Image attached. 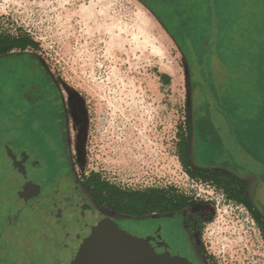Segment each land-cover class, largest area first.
<instances>
[{
  "label": "rangeland",
  "instance_id": "1",
  "mask_svg": "<svg viewBox=\"0 0 264 264\" xmlns=\"http://www.w3.org/2000/svg\"><path fill=\"white\" fill-rule=\"evenodd\" d=\"M196 1L166 6L165 0H0V31L28 33L39 43L31 60L64 100V138L79 181L98 174L128 192L173 189L190 201V232L201 258L210 264H264V198L247 196L261 215L259 226L245 205L192 178L178 151L184 135L192 151L188 162L199 167L204 114L218 130L217 145L209 146L203 162L241 175L257 171L246 154L250 144L264 154V0H202L200 11H193L201 26L184 25L179 16ZM210 10L215 26L205 22ZM213 57L215 69L209 66ZM3 65L0 188L28 202L39 197L41 186L25 181L20 151L44 160L55 154L36 132L41 129L30 125L15 90L20 83L30 90L38 80ZM161 74L171 82L164 83ZM239 129H249L242 133L250 135L248 141L237 142ZM68 239L73 248L74 238Z\"/></svg>",
  "mask_w": 264,
  "mask_h": 264
},
{
  "label": "flooded vegetation",
  "instance_id": "2",
  "mask_svg": "<svg viewBox=\"0 0 264 264\" xmlns=\"http://www.w3.org/2000/svg\"><path fill=\"white\" fill-rule=\"evenodd\" d=\"M33 71L38 72L33 78L39 84L32 83L28 90L26 83H20L15 90L26 103L23 111L32 119L30 125L41 129L36 132L41 135L45 148L55 155L44 160L33 157L30 152L19 153L18 161L27 170L25 181L41 186L38 198L26 202L19 197L21 193H12L8 187L0 188V264H77L81 250L88 256L92 254L89 249L102 229L98 213L118 225L123 223L119 226L135 239L151 238V245L158 254L185 258L194 264H210L200 257L194 245L189 205L179 210L134 217L111 210L86 189L85 180L79 181L76 177L64 138L67 129L64 100L36 65ZM35 91L40 95L36 102ZM250 145V167H257V171L249 173L256 182L248 183L247 202L251 192L255 197L264 198V154L260 157ZM9 183L3 186H9ZM251 205L256 210L255 204ZM122 215L131 219H122ZM69 237L74 238L73 248L68 246ZM65 246L69 249L65 250Z\"/></svg>",
  "mask_w": 264,
  "mask_h": 264
},
{
  "label": "trees",
  "instance_id": "3",
  "mask_svg": "<svg viewBox=\"0 0 264 264\" xmlns=\"http://www.w3.org/2000/svg\"><path fill=\"white\" fill-rule=\"evenodd\" d=\"M174 2H176V0H165V3L163 2V4L170 6L173 5ZM183 2H185V0H183ZM201 2L202 0H197L194 7L183 8V12L181 13L182 15L179 17L184 19V25H187V22L197 25L199 22L198 27L201 26L198 18L193 15V11H200V5H202ZM150 10L155 12L152 8H150ZM157 16L159 17L158 14ZM205 22L207 25L209 22L210 25L215 26L213 23L212 10L207 13ZM169 33L171 34L170 31ZM201 46V50L204 51L203 47L205 46ZM39 49V43L28 33L19 32L17 34H11L0 31V62L4 65L5 63L8 64V72L10 73L19 72L21 75L27 73L30 75V82H32V78L38 74V72L35 74L33 71L35 63L31 60V58L33 57V53ZM39 71L41 72V70ZM27 74L24 75L27 76ZM160 78L166 84L171 82V77L168 74H161ZM16 85L20 86L19 84ZM178 151L179 159L182 165L192 178H197L200 181L203 179L213 180L218 188L225 191L228 200H233L236 203L245 205L252 212V216L256 223L259 226H262L261 215L257 210H253L252 205L245 199L246 186L241 183V180L238 179L239 181H237V178L235 177H232L233 179L230 180L228 179V176L223 174V172H219V176L214 178H206L207 174H204L199 168H195L193 170L192 167H190L191 164L188 162L191 154L190 142L184 135H181V139L178 144ZM85 187L86 189L92 191L99 198L100 202L110 207L111 210L119 214H130L134 217L151 214L157 211L164 212L167 210H179L186 207L190 202L187 197L179 195L173 189H171V191L151 189L149 191L128 192L106 182L98 174L89 176L85 181Z\"/></svg>",
  "mask_w": 264,
  "mask_h": 264
},
{
  "label": "water",
  "instance_id": "4",
  "mask_svg": "<svg viewBox=\"0 0 264 264\" xmlns=\"http://www.w3.org/2000/svg\"><path fill=\"white\" fill-rule=\"evenodd\" d=\"M98 215L102 229L89 249L94 256L81 250L77 264H194L185 258L158 254L151 245V238L135 239L111 218Z\"/></svg>",
  "mask_w": 264,
  "mask_h": 264
},
{
  "label": "crops",
  "instance_id": "5",
  "mask_svg": "<svg viewBox=\"0 0 264 264\" xmlns=\"http://www.w3.org/2000/svg\"><path fill=\"white\" fill-rule=\"evenodd\" d=\"M212 48H214V44L213 43H210L209 44V47H207V50H209V52L211 51L212 52ZM219 50V49H218ZM216 59L215 57H213V63L212 65H209L211 66V69H215L216 67L214 66V62ZM213 74V72H212ZM211 82L213 83L214 81H216L217 79H210ZM214 84V83H213ZM211 108V102H207L206 103V111L208 113L209 110ZM201 110H203L201 108ZM202 116V115H201ZM217 125L214 123L213 120H210L209 118H207V115L204 116L203 114V118H201L200 120V142H199V149H200V154H199V157H200V163H199V169L201 171H203L204 174H207L206 175V178H214L216 176H219V172H223V174H225L226 176H228L229 178L228 179H233L232 177H235L237 178V181L241 180V183L243 185L246 186V189H245V197H246V193H248V183L251 181L252 177L250 176L249 173H251L252 171L249 170V172H246L244 174H240L239 171L236 169V168H220L219 166H215L216 164H214V162H209L208 165H207V162L204 163V155L206 156L207 154L205 153L206 151H210V147L209 146H214V145H217L215 142H214V137L215 135L217 134ZM242 133H250L249 129H239L238 130V135L235 137L237 142H242L243 140V137L246 141V138H247V141L249 140L250 138V135H242ZM210 138V139H209ZM243 143V142H242ZM248 145V143H247ZM248 147V151H249V145L247 146ZM247 151V152H248ZM248 156V159H249V152L246 154ZM250 161V159H249ZM225 167L227 166L226 164H224ZM193 167L195 168V166L193 165ZM209 173V175H208ZM235 174H238V176H236ZM239 179V180H238ZM201 182L203 183H206L207 185H212L214 188L222 191L225 195V191L221 188H218V186L214 183L213 180H201ZM227 196V195H226Z\"/></svg>",
  "mask_w": 264,
  "mask_h": 264
},
{
  "label": "built area",
  "instance_id": "6",
  "mask_svg": "<svg viewBox=\"0 0 264 264\" xmlns=\"http://www.w3.org/2000/svg\"><path fill=\"white\" fill-rule=\"evenodd\" d=\"M215 190H216V188H215Z\"/></svg>",
  "mask_w": 264,
  "mask_h": 264
}]
</instances>
